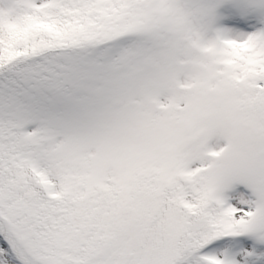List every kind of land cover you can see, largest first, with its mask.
<instances>
[{"label":"snow or ice","instance_id":"snow-or-ice-1","mask_svg":"<svg viewBox=\"0 0 264 264\" xmlns=\"http://www.w3.org/2000/svg\"><path fill=\"white\" fill-rule=\"evenodd\" d=\"M0 264H264V0H0Z\"/></svg>","mask_w":264,"mask_h":264}]
</instances>
